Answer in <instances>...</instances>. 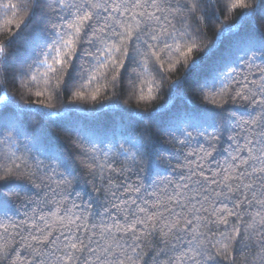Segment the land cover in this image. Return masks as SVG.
I'll list each match as a JSON object with an SVG mask.
<instances>
[{"label": "snow or ice", "instance_id": "obj_1", "mask_svg": "<svg viewBox=\"0 0 264 264\" xmlns=\"http://www.w3.org/2000/svg\"><path fill=\"white\" fill-rule=\"evenodd\" d=\"M0 28V264H264V0H0Z\"/></svg>", "mask_w": 264, "mask_h": 264}, {"label": "trees", "instance_id": "obj_2", "mask_svg": "<svg viewBox=\"0 0 264 264\" xmlns=\"http://www.w3.org/2000/svg\"><path fill=\"white\" fill-rule=\"evenodd\" d=\"M5 33L3 32L2 28H0V36H4ZM183 73H179L177 74V76H174V78H178V76H182ZM186 88L188 89V96H189V102H192V103H195V102H198V96H197V93H196V85H195V82H192L190 85H186ZM15 95L19 96L20 93H14ZM163 99H167V97L165 96ZM120 100H121V103L122 104H125L126 101H129V95H128V92L125 91L123 93L122 96H120ZM157 103H163V100H160L158 101ZM92 105L89 104L87 105V107H91ZM125 106H129V104H125ZM130 106L135 108L137 107V102L135 101V99H131L130 101ZM156 105L155 104H151V105H148L149 108H152V107H155ZM140 107H143V105H140ZM151 130H152V133H153V136L155 137V140L158 144H160L161 146L163 147H167V145L163 144V141H161L159 139V137L156 135V133L158 132V129L156 128L155 125H152L151 126ZM64 138H62L63 140ZM69 149L72 148V146L70 144H67L66 145ZM164 155H167L166 153ZM157 162L161 164V168L164 167V165L162 164V162L160 161V157H157ZM153 167L154 168H157L158 166L155 164V161L153 162ZM164 176H165V173L163 171H161V174L160 175H153V179L155 180H163L164 179ZM90 190V189H89Z\"/></svg>", "mask_w": 264, "mask_h": 264}]
</instances>
